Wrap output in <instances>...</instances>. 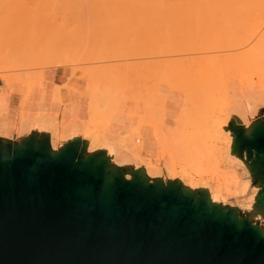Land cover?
I'll use <instances>...</instances> for the list:
<instances>
[{
	"label": "rangeland",
	"instance_id": "rangeland-1",
	"mask_svg": "<svg viewBox=\"0 0 264 264\" xmlns=\"http://www.w3.org/2000/svg\"><path fill=\"white\" fill-rule=\"evenodd\" d=\"M112 9L117 10L118 13L112 12ZM112 15L115 21L112 20ZM110 19L113 24L117 20L116 25L111 24ZM120 21L124 22L123 25ZM131 21L136 22L134 24ZM97 23L104 30H101L99 26L97 31L95 29ZM80 24L82 27L83 24L87 26L85 29L87 35L86 33L85 36L79 34ZM108 27L110 31H107ZM125 27L132 34L129 35ZM82 30L84 29L80 31ZM104 31H106V38L100 35V33L104 35ZM107 32L110 33L108 36ZM120 34L126 37L123 38ZM119 35L121 39H124L121 43L124 49L121 44L118 45L121 41L117 38V36L120 37ZM129 36L131 39L132 36L134 37L133 42L129 41ZM104 43H107L105 50ZM111 45L115 48L118 45L121 48L109 49ZM80 47H85L92 52V55L91 52L85 55L89 56L86 58L88 60L85 59L86 62L83 63V59L79 61L78 64L81 67L77 66L76 62L74 63L76 58L82 55L77 54L78 50L81 52ZM126 48L132 49L130 55L132 52L133 58L129 57V51H125ZM117 50H119L118 53ZM200 54L203 57H212L208 60L210 62L208 68L204 61H200L205 65V70L199 60H196L197 64L202 66L199 68L202 74L200 75L201 83L206 80L205 84L208 87L214 86L210 89L211 93L207 88L210 102L205 100L208 103V109L217 112L216 117L206 122L211 133V148H228L232 133L217 127L226 125L229 120L225 108L227 97L233 94V88L236 87L242 95L246 116L242 115V112H234L243 119L244 123L253 119L256 115V108L264 106V94H262L260 96L262 101L257 100L255 109L253 110L249 103L250 108L248 109L242 92L243 89L247 93L248 88L252 90L258 85L264 93V75L262 74L264 73V0H0V97L11 94L28 97L33 85H43L42 69L44 71L50 65L47 63L49 65L46 64V67L42 66L45 65L42 63L46 61H55L59 66H68L73 77L83 80L87 79L88 72L91 73L100 67V70L94 72L95 74L91 73L92 76L89 73L93 84L90 85L89 78L86 81L92 88L87 87L90 94L85 92L86 82L84 80L82 92L88 98V109L91 107L93 110L98 106L92 119L89 117V110L87 111V118L82 121V125H89L88 123L93 119L96 122L103 121L105 125L120 103L139 102L144 110L139 118V124L149 123L154 126V143L157 149L155 158L151 159L143 155L138 125L126 134L125 142L120 147L131 156L132 160L114 159L113 149L105 151L107 156L128 171L135 163L147 174H149L147 168L150 167L155 168L153 173L156 175L162 173L165 177L168 175L172 178L180 177L189 185L201 184L208 188L212 200H223L239 205L254 221L264 222V206L259 205L253 199L256 190L248 188V174L238 160L230 161L227 160L228 158L221 157L217 168H207L206 171L200 167V161L204 152L210 148L204 149L206 142H203V137L202 141L201 139L199 141L197 137L193 138L189 133L185 135L184 127L181 125L182 119L178 118L177 122V114L174 116L172 126L163 125L165 102L179 94L180 109L184 100L181 92L170 88L174 73L179 68L184 70L186 66L188 70L189 62H195L191 57L194 58ZM188 58L192 61L188 62ZM133 59L137 61L135 69L133 71L123 69L114 87V89L121 90V97L115 98L110 104L107 98V77L103 63L107 66L109 62L114 61L117 65V61L126 63L129 60L133 62ZM49 67H56V64ZM195 68L194 66L192 69ZM192 69L187 72L191 73ZM187 72L184 71L189 75ZM181 73L183 75V72ZM195 74L197 76L198 73ZM183 77L184 80L181 82L186 80L185 84H191L186 75ZM194 79L199 81L198 76ZM95 83H100V87L99 89L96 87L98 91L96 89L93 96ZM218 86L223 92L218 89ZM91 100L96 101L97 105H90ZM181 114L183 116L182 109H180L179 117ZM31 116H33L31 112L21 111V120L19 126H16L19 133L28 132L30 129L43 132L52 131L57 141H63L64 135L62 136L55 129L53 123H49V118L43 116L40 125L33 128L30 126L38 116L32 118ZM28 118L31 121L27 123ZM95 145L98 146V141ZM187 152V156L184 155ZM238 183L242 184V189L237 188Z\"/></svg>",
	"mask_w": 264,
	"mask_h": 264
},
{
	"label": "water",
	"instance_id": "water-1",
	"mask_svg": "<svg viewBox=\"0 0 264 264\" xmlns=\"http://www.w3.org/2000/svg\"><path fill=\"white\" fill-rule=\"evenodd\" d=\"M228 111L264 206V106ZM0 130V264H264V222L180 177L128 171L89 136Z\"/></svg>",
	"mask_w": 264,
	"mask_h": 264
},
{
	"label": "crops",
	"instance_id": "crops-1",
	"mask_svg": "<svg viewBox=\"0 0 264 264\" xmlns=\"http://www.w3.org/2000/svg\"><path fill=\"white\" fill-rule=\"evenodd\" d=\"M43 79V85L36 84L32 86L28 97L18 94L0 97V130H3L5 126L16 132V126H19L21 120V111H29L33 115L31 118L36 115L49 118V121L55 125V129L65 138L80 132L82 121L87 118L89 102L82 92L84 80L73 77L68 66L45 68ZM247 90L249 92L246 93L242 89L243 96L254 110L257 100L259 99L258 101L261 102L262 98L260 96L264 93L258 85L252 90L250 88ZM241 97L240 91L234 87L233 94L229 97L234 111L242 112V115L246 116ZM179 101V94H177L165 102L164 126H172L174 116L179 111ZM143 113L144 110L139 102L120 103L104 127L99 130L100 134L98 131V134L96 133V136L94 135L91 138V145L96 146L94 140L99 139V146L96 147L111 146L112 144L114 146L121 136L128 134L131 129L139 125L142 153L147 158H155L157 149L154 143V126L149 123L139 124V118ZM30 121V118L26 119L27 123ZM99 135L100 137H98ZM52 139L58 140L54 133ZM118 158L127 161L132 160L131 156L121 148H116L114 153V159ZM154 169L147 168L150 171H154Z\"/></svg>",
	"mask_w": 264,
	"mask_h": 264
},
{
	"label": "bare ground",
	"instance_id": "bare-ground-1",
	"mask_svg": "<svg viewBox=\"0 0 264 264\" xmlns=\"http://www.w3.org/2000/svg\"><path fill=\"white\" fill-rule=\"evenodd\" d=\"M111 9V8H110ZM109 9V10H110ZM112 12H117L118 13V11L116 10V11H114L113 9L111 10ZM111 11H109V13H112ZM115 15V14H114ZM114 15H112L111 16V18L112 17H114ZM120 15V14H119ZM116 17V16H115ZM118 17V16H117ZM114 18H112V20H113ZM120 18H118V20H119ZM113 21H115V20H113ZM109 22L111 23V24H113L112 22H111V19L109 20ZM121 23H122V25H123V21H120ZM132 22V21H131ZM134 22H136V21H133L132 23H134ZM109 23V24H110ZM116 23H117V20H116ZM116 23L114 22V24L113 25H116ZM107 23H105V25H106ZM128 24V23H127ZM135 24V23H134ZM137 25H138V23H136ZM81 25V24H80ZM102 25V24H101ZM112 25V26H113ZM119 25V24H118ZM117 25V26H118ZM126 25V24H125ZM85 26V27H84ZM98 26V27H97ZM97 26H96V28L95 29H97V28H99V26L100 25H98V23H97ZM103 26V25H102ZM108 26H111V25H108ZM111 26V27H112ZM139 26V25H138ZM81 27H82V25H81ZM80 26H79V28H80V30L83 28L84 30L86 29V25H84L83 24V27L81 28ZM101 27V26H100ZM107 27V26H106ZM128 27V26H127ZM131 27V26H130ZM129 27V28H130ZM136 27V26H135ZM113 28H116V27H113ZM119 28V27H118ZM122 28H123V26H122ZM133 28V27H132ZM93 29V28H92ZM91 29V30H92ZM94 29V30H95ZM108 29H109V27H108ZM124 29H127L126 27L124 28ZM79 30V34H81V35H83L84 34V36H85V33H86V30L84 31V30H82V31H84V33L82 32V31H80ZM94 30H92V31H94ZM101 30H104V28H102L101 27ZM100 30V31H101ZM111 29H109V30H107V31H110ZM113 30V29H112ZM115 30V29H114ZM118 30V29H117ZM121 30H123V29H121ZM128 30V29H127ZM139 30V29H138ZM91 31V32H92ZM97 31H98V29H97ZM130 31H132V30H130ZM135 31V30H134ZM103 32V31H102ZM106 31H104V35H103V33L101 34L100 33V35L101 36H104L105 37V35H106V33H105ZM112 32H114V31H112ZM111 32V33H112ZM126 32V31H125ZM128 32H129V30H128ZM133 32V31H132ZM137 32V31H136ZM134 33V32H133ZM110 33H108L107 32V36L109 35ZM116 34V33H115ZM119 34V33H118ZM126 34V33H125ZM130 34H132V33H130L129 32V35ZM86 35H87V33H86ZM94 35V34H93ZM97 35V34H96ZM113 35V34H112ZM112 35H110V36H112ZM117 35V34H116ZM121 35V34H120ZM119 35V36H120ZM123 35V34H122ZM121 35V36H122ZM136 35V34H135ZM121 36L120 37H118L117 36V38H119V40L121 39ZM83 37V36H82ZM104 37H102V38H104ZM116 37V36H115ZM123 38H125L126 36H122ZM131 36H129V41L131 42H133V36H132V39L130 38ZM137 37V36H136ZM106 38V37H105ZM108 38V37H107ZM121 39V41H120V43L118 42V45L119 44H121L123 41H124V39ZM136 39H138V37L136 38ZM106 40V39H105ZM108 40V39H107ZM118 39H116V41H117ZM103 41H104V39H103ZM110 41V40H109ZM115 41V40H114ZM113 41V42H114ZM138 41V40H137ZM112 42V43H113ZM116 43V42H115ZM128 44H129V42H127ZM139 43V42H138ZM124 44V43H123ZM105 45H107V43L105 44L104 43V50L106 49V46ZM118 45H116L117 47L115 48V46L114 45H111V48H109V49H112V47H114L115 49H119V48H121V47H118ZM122 45V44H121ZM127 45V44H126ZM125 45V46H126ZM130 45V44H129ZM129 45H128V47H129ZM133 45V44H132ZM84 48L85 47H80L79 49H81V52H80V50H78L79 52L77 53L78 55L79 54H82V55H79L77 58H79V59H77L76 58V60L74 61V63L76 62L77 64L79 63V61H82L81 59H83V63H84V61H85V59L88 57L89 58V56H85V55H89V53L91 52H89L88 50H87V48H85L86 50H85V52H84ZM108 48V47H107ZM122 48H123V45H122ZM132 48V47H131ZM136 48V47H135ZM82 49H83V51H82ZM124 49V48H123ZM122 49V50H123ZM121 50V51H122ZM128 50V48H126V50L125 51H127ZM130 50L132 51V49H129L128 51H129V55H130ZM108 51V50H107ZM107 51H104V52H107ZM113 51H114V49H113ZM118 51L119 50H117V53H118ZM124 50H123V52H125ZM134 51H136V50H134ZM138 51V50H137ZM84 52V53H83ZM89 52V53H88ZM117 53H114V54H117ZM120 53V52H119ZM91 55H92V52L90 53ZM105 54V53H104ZM110 54V53H109ZM108 54V55H109ZM121 54V53H120ZM119 54V55H120ZM123 54V53H122ZM121 54V55H122ZM134 54H136V53H134ZM84 55V56H83ZM90 55V56H91ZM108 55H104V56H108ZM111 55V54H110ZM110 55H109V57H110ZM126 56L128 55V53H126L125 54ZM128 55V56H129ZM82 56V57H81ZM112 56H115V55H112ZM117 57H119L118 55H116ZM115 56V57H116ZM127 56V57H128ZM133 56V53L131 52V55L129 56V57H132ZM135 56V55H134ZM223 57L225 56V55H222ZM81 57V58H80ZM115 57H112V58H115ZM121 57V56H120ZM119 57V58H120ZM124 57V56H123ZM104 58H107V57H104ZM103 58V59H104ZM111 58V57H110ZM118 58V59H119ZM133 58V57H132ZM192 59H193V61H195V62H189V60L190 61H192V59H190V58H188V62H189V66H188V70L186 69L187 68V66H186V70L184 69H182L181 70V68H179V69H177L176 70V72L178 73H174V79H173V82H172V87H170V88H172V89H175V90H177V91H179V92H181L182 94H183V98H184V100H183V104H181L182 106H181V108L180 109H182V111H183V116H182V114H181V116L179 117V115H180V109H179V112H177L176 114V116H177V122H178V118H179V120H181L182 119V121H181V125H182V127H184L183 128V130H184V132H185V135H188V133L190 134V136L191 137H193V138H198L199 139V141H200V139H201V141H202V137H203V142H206V145H205V147L206 148H204V149H209L208 151H205L204 152V154H203V157L201 158V161H200V167L201 168H203V169H206V171H207V168L208 169H210V168H217L216 166L217 165H219L220 164V162H221V157L224 159V158H228L227 160H230V161H232V160H238L239 159V157H237L236 156V154H235V152H233L232 151V149H231V144H232V134L230 135V146L228 147V148H225V147H222V148H220V147H218V148H211L212 147V141H211V136H210V128L207 126V124H206V122L207 121H209V120H211V119H213L214 117H216V111H210V109H208V103H207V101L208 102H210L209 100H208V94L209 93H211L210 92V89H212V87L214 88V86H211L210 85V87H208L206 84H205V82H206V80H205V82L203 83H201V76H202V74H201V70L199 69L200 67H202V66H200L199 64H197V61L196 60H199V63H200V61L202 62V61H204V63H205V65H206V68H208L209 67V64H210V62L208 61V60H210V59H212V57H209V56H202L201 54H200V56H194V58L193 57H191ZM90 59H92V58H90ZM89 59V60H90ZM102 59V60H103ZM108 59V58H107ZM136 59V58H135ZM86 60H88V59H86ZM106 60V59H105ZM113 60V59H112ZM121 60V59H120ZM86 62V61H85ZM122 62V61H121ZM188 62H187V65H188ZM208 62V63H207ZM221 62V61H220ZM47 63H49V64H47ZM56 64V67L57 66H59V65H57V63H55V61H49V62H47L46 61V63H42V64H45V65H42V66H44V67H46V64L47 65H49V66H52L53 64ZM82 63V64H83ZM112 63V62H111ZM110 62L107 64V66H106V64L105 63H103V67H105L104 68V71H105V75H106V77H107V86H108V100H109V103L111 104L113 101H114V99L115 98H118V97H121V90H119V89H117V88H115L114 89V87H115V84L117 83V80H119V78H120V74H121V72H122V70L123 69H129L130 71L132 70H134L135 69V67H136V65H137V61L136 60H134L133 59V62L131 61L130 62V60H129V62L128 61H126V63H125V61L123 62V63H118V61H117V65L114 63V61H113V63L111 64ZM192 63H194V64H192V66H190ZM207 63V64H206ZM52 64V65H51ZM59 64V63H58ZM115 64V65H114ZM120 64H122V65H120ZM201 65H203L202 63H200ZM111 65V66H110ZM198 66V70L196 71V69H197V66ZM205 65H203V67H204V70L206 69L205 68ZM41 66V67H42ZM48 66V67H49ZM55 66V65H54ZM77 66H80L79 64L77 65ZM76 66V67H77ZM194 66L196 67L195 69H192V68H194ZM81 67V66H80ZM102 67V68H103ZM107 67V68H106ZM120 67V68H119ZM95 68H97V67H95ZM190 69H192L194 72H192V70H191V73H198L197 74V76L199 77V81L197 82V79H194L195 77H197V76H195L194 74H191V73H188L187 71H189L190 72ZM81 70V69H80ZM98 70H100V67L99 68H97V70H93L91 73H94V72H97ZM184 71L185 72H187L189 75H187L186 73H184ZM42 72H43V69H42ZM181 72H183V75H182V73ZM89 73L90 72H88L87 73V79H88V81H89V83H90V85H92L93 84V82H91L90 81V76H92L91 75V73H90V76H89ZM95 74V73H94ZM263 75H264V73H262ZM186 75V78H188L187 80H188V82L189 83H191V84H185V82H186V80H185V82H181V81H183L184 79H182V77L183 76H185ZM201 75V76H200ZM203 75L205 76V74H204V72H203ZM252 75V74H251ZM188 76V77H187ZM190 77H191V79H190ZM176 78V79H175ZM183 78H185V77H183ZM193 78V79H192ZM87 79H84L85 80V82L87 81ZM179 79H181V80H178ZM204 79H205V77H204ZM177 80V81H176ZM191 80V81H190ZM195 80V81H194ZM192 81H194V82H192ZM88 82H86V86H85V88H86V90H85V92H86V94H87V92L90 94L91 92H89V88L91 87V86H89V83L87 84ZM192 83H196L195 85L194 84H192ZM185 84V85H184ZM193 85V86H192ZM87 87H88V89H87ZM96 87H98V89H99V87H100V83H95V85H94V87H93V91H92V95L93 94H95V92L96 91H98V89L96 88ZM205 88H206V92H205ZM207 88H208V90H209V93H207L208 91H207ZM90 89H92V88H90ZM97 89V90H96ZM218 89L220 90V91H222V88L220 87V86H218ZM96 90V91H95ZM223 92V91H222ZM207 93V95H205ZM88 94V95H89ZM225 94V93H224ZM100 95H101V93H100ZM94 96V95H93ZM210 96V95H209ZM226 96V95H225ZM179 97H180V95H179ZM207 98V99H206ZM228 99H227V106H226V108H225V110H226V112H227V114H228V111H230V112H234V108H233V105H232V103H231V100H230V98L229 97H227ZM222 99H224V98H222ZM205 100H207V101H205ZM213 101V100H212ZM94 101H92L91 100V103L92 104H90V105H95L96 103V101L93 103ZM179 103H181V100L179 101ZM246 104H247V108L249 109L250 107H249V104H248V102L246 101ZM97 105V104H96ZM210 105V104H209ZM212 105V104H211ZM216 105V104H215ZM98 106V105H97ZM97 106H96V108H94L93 110H91V107H90V109H88L89 111V113L88 114H90V119H92L93 117H94V114L96 113L95 111H96V109H97ZM217 106V105H216ZM207 107V108H206ZM93 108V107H92ZM212 108V107H211ZM42 114V113H41ZM229 115V114H228ZM38 116V115H37ZM89 119V118H88ZM43 120V116L41 115V116H38L37 118H36V120H35V122L33 123V125L32 126H30V127H33V128H35V127H38L39 125H40V123H41V121ZM34 121V120H33ZM246 122V121H245ZM46 123L47 124H49V123H51V122H47V120H46ZM89 125H87V124H84V125H82V127H81V130H80V132L79 133H82V135H85V136H89V138L91 139L94 135L96 136V132L98 131V129H100V128H102L103 127V125H104V122L103 121H99V122H96L95 121V119H93V120H91L89 123H88ZM205 124H206V127H205ZM79 133H77V134H74V135H78ZM102 133V132H101ZM98 134V133H97ZM99 134H100V131H99ZM123 134V133H122ZM73 136V135H72ZM72 136H70V137H72ZM126 135H123V136H121L120 137V139L117 141V144H115V145H117V147H115V145L114 146H105V147H96V146H93V145H91L90 144V148L92 149V150H98V149H103L104 151H107V150H116V148H120L121 146H122V144L125 142V139H126V137H125ZM98 137H100V135L98 136ZM102 137V136H101ZM205 137H206V140H205ZM67 138V137H66ZM66 138H64V139H66ZM95 138V137H94ZM104 138V137H103ZM109 138H111V137H109ZM63 139V140H64ZM57 141V140H56ZM94 141H98V146H99V139L98 140H94ZM107 141V140H106ZM105 141V142H106ZM104 142V141H103ZM109 143H110V141H108ZM114 142V141H113ZM105 145H107V144H105ZM102 146V145H101ZM187 154H188V152L186 153V154H184V155H186L187 156ZM229 161V162H230ZM133 169H138V170H140V171H142V172H144V169L143 168H141V167H138L135 163L134 164H132V166H131V168H130V171L131 170H133ZM148 171V173H149V175H152V176H156V174L155 173H153V171H150V170H147ZM241 185L242 184H240V183H238L237 184V188H240L241 187ZM241 189H242V187H241ZM245 190H246V187H245ZM251 217V216H250ZM251 219L253 220V218L251 217Z\"/></svg>",
	"mask_w": 264,
	"mask_h": 264
}]
</instances>
